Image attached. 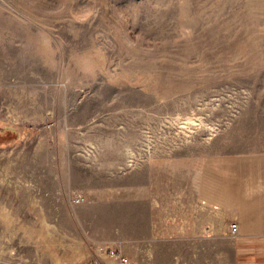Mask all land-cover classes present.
Here are the masks:
<instances>
[{
  "label": "rangeland",
  "instance_id": "rangeland-1",
  "mask_svg": "<svg viewBox=\"0 0 264 264\" xmlns=\"http://www.w3.org/2000/svg\"><path fill=\"white\" fill-rule=\"evenodd\" d=\"M247 152L264 0H0V264H233L198 184Z\"/></svg>",
  "mask_w": 264,
  "mask_h": 264
},
{
  "label": "crops",
  "instance_id": "crops-1",
  "mask_svg": "<svg viewBox=\"0 0 264 264\" xmlns=\"http://www.w3.org/2000/svg\"><path fill=\"white\" fill-rule=\"evenodd\" d=\"M210 159L198 192L240 221L239 233L227 237L233 264H264V153H227Z\"/></svg>",
  "mask_w": 264,
  "mask_h": 264
},
{
  "label": "bare ground",
  "instance_id": "bare-ground-1",
  "mask_svg": "<svg viewBox=\"0 0 264 264\" xmlns=\"http://www.w3.org/2000/svg\"><path fill=\"white\" fill-rule=\"evenodd\" d=\"M187 119H189V121L191 122V123H198L201 119H199L198 117H187ZM204 203H202V204H204V205H206L207 204V202H208V199H205L204 201H203ZM200 205V204H199ZM201 206V205H200ZM202 208H203V206H202ZM214 208H215V212L216 213H224V210H223V206H221V204L220 203H216V204H214ZM0 215L2 216V218H3V220H4V222L6 223V226H10V228H11V224H12V221H13V216L10 214V213H8V211H7V209H6V207H1L0 206ZM10 239V238H9ZM58 262H60V263H63V259H61L60 257L58 258Z\"/></svg>",
  "mask_w": 264,
  "mask_h": 264
},
{
  "label": "built area",
  "instance_id": "built-area-1",
  "mask_svg": "<svg viewBox=\"0 0 264 264\" xmlns=\"http://www.w3.org/2000/svg\"><path fill=\"white\" fill-rule=\"evenodd\" d=\"M224 218L225 221L222 225L223 232L228 236H234L240 231V221H238V217H232L228 222ZM191 228V227H190Z\"/></svg>",
  "mask_w": 264,
  "mask_h": 264
}]
</instances>
